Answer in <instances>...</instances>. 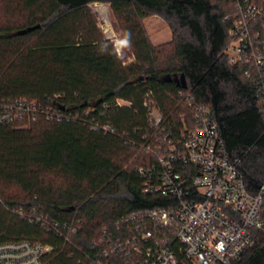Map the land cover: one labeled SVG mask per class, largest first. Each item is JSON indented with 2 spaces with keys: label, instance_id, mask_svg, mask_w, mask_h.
Listing matches in <instances>:
<instances>
[{
  "label": "trees",
  "instance_id": "trees-1",
  "mask_svg": "<svg viewBox=\"0 0 264 264\" xmlns=\"http://www.w3.org/2000/svg\"><path fill=\"white\" fill-rule=\"evenodd\" d=\"M91 2L109 3L133 61L124 64L100 32L87 8ZM0 5V98L47 104L57 95L58 106L72 112L92 108L88 118L111 128L43 117L25 128L0 124V242L38 241L55 250L61 245L7 207L38 206L61 219L78 209L83 224L77 235L84 246L103 226L164 203L141 192L138 167L152 163L153 156L139 152L131 159L148 129L142 105L148 91L169 121L189 114L179 103L180 89L207 104L226 149L241 157L247 186L253 190L264 183V118L243 67L229 64L224 53L231 0H0ZM148 15L168 25L166 45L150 42L142 25ZM116 99L126 104L116 105ZM260 233L237 264H264ZM65 251L50 264H78Z\"/></svg>",
  "mask_w": 264,
  "mask_h": 264
},
{
  "label": "built area",
  "instance_id": "built-area-1",
  "mask_svg": "<svg viewBox=\"0 0 264 264\" xmlns=\"http://www.w3.org/2000/svg\"><path fill=\"white\" fill-rule=\"evenodd\" d=\"M231 2L230 41L224 53L229 64L243 67L264 118V0ZM177 96L189 114L169 121L153 93H145L148 129L136 143L135 155L144 152L154 158L138 167L141 192L162 197V205L103 226L84 246L77 235L83 224L78 209L61 219L38 206L7 207L44 228L61 245L55 250L38 241L0 242V264H50L66 248L78 264H237L255 241V232L264 231V183L253 190L247 186L241 157L226 149L208 105L195 102L186 89L178 90ZM57 103V95L48 97L47 104L25 97L0 98V124L25 128L43 117L111 131L109 125L88 118L92 108L72 112ZM115 104L126 101L116 99Z\"/></svg>",
  "mask_w": 264,
  "mask_h": 264
},
{
  "label": "rangeland",
  "instance_id": "rangeland-1",
  "mask_svg": "<svg viewBox=\"0 0 264 264\" xmlns=\"http://www.w3.org/2000/svg\"><path fill=\"white\" fill-rule=\"evenodd\" d=\"M98 6H103L106 9L107 13V18L103 16V14L100 13L98 10ZM87 8L90 11L95 23L98 26V29L100 32L103 34L105 38L110 40L119 55L120 59L123 61L124 64H127L131 61L134 60V57L131 53V50L129 49L127 42L126 46L122 48L120 53L116 49L114 42L112 39V36L108 33V30L111 29L112 31H115V35L124 38L122 36V32L117 24V21L115 20L112 11L110 9L109 3L108 2H91L87 4ZM0 19L1 21L3 20V14H2V8L0 5ZM105 20V21H104ZM107 21V22H106ZM142 25L146 31V34L150 40V42L154 45H166L167 42L171 38V32L166 24V22L158 15H148L142 19ZM107 29V30H106ZM109 34V35H108ZM137 151V150H136ZM136 151L133 154L132 158L133 159L136 155ZM262 206H264V203H262ZM262 211H264V207H262ZM259 239L264 240V231H262L259 234Z\"/></svg>",
  "mask_w": 264,
  "mask_h": 264
},
{
  "label": "bare ground",
  "instance_id": "bare-ground-1",
  "mask_svg": "<svg viewBox=\"0 0 264 264\" xmlns=\"http://www.w3.org/2000/svg\"><path fill=\"white\" fill-rule=\"evenodd\" d=\"M97 8L100 11V13L103 14L104 17L107 18V13H106L107 11H106L105 7L98 6ZM114 32L115 31H112L111 29L108 30V33L112 36V39L111 40H113L116 49L120 53V51L122 50V48L126 46V39L125 38H120V37L116 36Z\"/></svg>",
  "mask_w": 264,
  "mask_h": 264
},
{
  "label": "crops",
  "instance_id": "crops-1",
  "mask_svg": "<svg viewBox=\"0 0 264 264\" xmlns=\"http://www.w3.org/2000/svg\"><path fill=\"white\" fill-rule=\"evenodd\" d=\"M154 44H156V43H154Z\"/></svg>",
  "mask_w": 264,
  "mask_h": 264
}]
</instances>
